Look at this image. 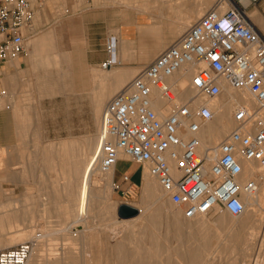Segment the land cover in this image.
I'll return each mask as SVG.
<instances>
[{"label":"rangeland","instance_id":"1","mask_svg":"<svg viewBox=\"0 0 264 264\" xmlns=\"http://www.w3.org/2000/svg\"><path fill=\"white\" fill-rule=\"evenodd\" d=\"M169 1L162 0L166 3L172 2L174 6L177 4V10L171 9L170 11L166 4L163 11L164 16L154 17L149 14L152 11L149 9L157 2L156 0H55L53 3H49L50 0L41 2L31 0L35 7L33 16L35 33L48 31V41L40 48L41 52L33 63L28 61L26 53L9 62L11 64L18 61V67L26 70L23 77H20L19 81L17 80L16 94L8 91L0 81V87L6 90L7 100L17 117L18 128L23 133L16 149L11 152L16 156L13 165L14 172L20 178L21 184L16 185L18 191L13 192L11 188L7 189L4 200L0 196V212L4 214L7 210L5 214L9 217L8 222H13V224L11 223L12 227L19 230L37 229L32 217L40 216V224H44V228L41 229L42 234H38L42 235L40 244L45 250L39 254L37 261L33 259L31 264H46L48 255L55 248L62 247L61 244L64 248L71 247L77 252L74 259L70 260L72 264H139V261L129 262L127 258L117 261L116 255L118 254L127 256L140 254L149 259L151 257V264H161L157 257L164 258L170 253V250L179 248V242L172 233L174 222L170 221L167 224L164 219L167 217L185 219L181 212L170 203L168 195L161 190L151 175L147 173L146 177L152 178L156 182V189L165 195L164 201H158L156 205L151 206L149 211L151 215L145 214L148 218L154 219L151 222L152 225L159 226L158 224H160L157 230L155 229V236H152L151 231L146 233L151 237L140 236L139 232L134 234L131 228L123 226L125 220L119 219L115 212L116 206L123 202H121L118 193L110 186V182L107 188H102L99 185L95 188L98 198L89 211V218L85 222H75L76 219L73 216L76 214L74 205L76 192H72L71 196L67 198L65 191L69 184L71 190L77 187L76 182L81 178L83 171L80 169V164L76 163V154H69L70 161L64 165L67 163L64 155L60 156L55 152H49V148H53L54 145L62 141L69 142V145L73 146H91V153L85 157L86 163L101 134V111L106 101L118 91H113L114 85L122 78L125 79L123 85L127 84L144 63L148 62L176 37L171 35L182 23L186 27L189 26L214 2V0ZM248 7L245 10H248ZM258 12L264 18V10H258ZM260 22L262 21L259 18L256 23L260 32L264 34ZM129 24L134 27L130 38L125 32ZM103 33L106 36L113 34L117 37V53L122 49V52L117 56L120 63L109 68L110 70L101 69L100 62L93 64L86 61L87 52H93L104 41L105 34ZM140 48L143 50L141 51ZM152 49H155L154 54L143 62L142 56L145 53H151ZM20 61L23 63L19 65ZM10 71H13V68ZM132 72L134 74H131ZM101 76L105 78L103 82L100 81ZM217 82L218 85L222 84L219 86L221 94L210 101L224 105L229 102L228 85L223 78H218ZM250 102L253 111H256L259 107L251 97ZM233 127L234 124H232ZM227 133L224 132L220 140ZM77 140L82 143H77ZM49 154L52 157H59L60 160L45 159L50 156ZM119 158L123 159L124 157L120 156ZM128 163L119 160L115 174L118 175L122 170L129 171ZM132 165L135 166V164ZM74 167H76L75 170ZM9 170L13 171L11 167ZM132 174L135 177L139 171L135 170ZM143 180L144 176L141 183L133 181L138 186L136 197L128 199V202L126 201L124 204L135 207L137 210L145 208L141 203ZM31 197L32 209L28 207L21 213L10 211H16L15 206L22 204L24 198L27 200L23 203L29 206ZM35 204H42L46 207L36 211L33 210ZM13 207L14 209H10ZM248 212L249 216L254 218L251 208ZM220 213L205 216V220L209 221L211 225L214 224V220L220 218L228 228H233V224L234 228L236 227L235 219L228 214ZM261 216L263 218L261 229L255 236L256 241L253 240V243H256L261 239V255L257 264H260L264 258V214ZM68 226H70L71 233L60 234L58 232ZM133 229L137 231L136 228ZM149 229L151 230V228ZM166 229L169 234L167 238H165ZM194 230L193 227L183 225L181 233L188 236L192 235ZM81 231H85V233L81 234ZM209 232L211 233L210 238L215 242L207 254V261L205 260L203 264H246L240 255L242 245L246 244L249 239L246 234L244 239L234 246L227 240L225 241L226 234L224 232L218 231L212 226H210ZM195 233L197 232L195 231ZM81 235H84L83 250H79L77 245L80 243ZM149 241L152 242L153 248L162 245L163 251L138 250L139 245L142 246L143 243L146 244ZM114 242L122 244L119 251L113 249Z\"/></svg>","mask_w":264,"mask_h":264},{"label":"built area","instance_id":"2","mask_svg":"<svg viewBox=\"0 0 264 264\" xmlns=\"http://www.w3.org/2000/svg\"><path fill=\"white\" fill-rule=\"evenodd\" d=\"M256 1L243 6L240 0H214L106 101L100 117V172L113 173L122 156L139 167L140 180L146 168L185 218L240 214V192L257 189L253 178L238 183L242 162H252L264 173V121L257 111L235 107L234 127L215 145L210 158V150L200 148L196 132L211 118V111L193 103L219 94L215 79L222 77L229 87L247 91L258 107L264 106V34L245 11ZM33 16L31 0H0V66L26 53L25 41L35 32ZM116 42L113 34L104 38L101 69L120 63ZM187 64L197 66L188 81L192 96L158 117L151 107L153 90L165 102L175 100L165 78ZM9 105L7 92L0 87V108ZM111 187L124 203L136 197L138 186L123 171L118 180H111ZM33 246L27 239L0 249V264H27Z\"/></svg>","mask_w":264,"mask_h":264},{"label":"bare ground","instance_id":"3","mask_svg":"<svg viewBox=\"0 0 264 264\" xmlns=\"http://www.w3.org/2000/svg\"><path fill=\"white\" fill-rule=\"evenodd\" d=\"M157 2L154 3L149 10H152L149 14L154 17H162L164 16L163 11L164 7L167 4V8L173 10H177L176 6L170 3L162 2V0H156ZM160 1V2H159ZM168 2V1H167ZM240 3L243 6H246L248 4V0H240ZM195 4V3H194ZM197 6V4H196ZM194 7V6H190ZM224 8V5L220 7V11ZM168 9V10H169ZM191 9V8H190ZM185 10V9H184ZM195 10V9H194ZM181 11V10H180ZM200 11V10H199ZM258 11V10H257ZM177 12V11H176ZM148 13V12H147ZM197 13V11H196ZM194 14V13H193ZM192 14V15H193ZM247 15V13H246ZM248 18L251 15H247ZM258 17L262 22L261 28L264 31V18H262L258 12ZM185 24H181L174 33H172L173 36H178L182 33V30L184 29ZM117 53V46L115 49V54ZM117 56V54H116ZM118 58V57H117ZM197 66H193L191 64L184 65L171 75L167 76L165 78L166 83L172 88V90L175 93V100L172 102H165L162 99L159 98L156 90H153L152 94V100H151V107L155 111L156 115L158 117H162L168 111L172 108V106L176 102H181L187 99L188 97L192 96V89L190 88L188 81L190 75L193 73ZM109 69V68H108ZM110 70V69H109ZM131 74H134L132 72ZM100 81H104L105 78L101 76ZM222 78V77H218ZM215 79V82L218 84L217 80ZM125 79H120L116 85L113 87V91L120 90L124 85ZM107 82V81H106ZM222 84H219L221 86ZM103 86V85H102ZM227 92L229 97V102L224 105H219L214 103L213 100L217 98L220 94H217L213 97H200L199 99L195 100L193 105H199L203 104L206 105L210 111H211V118L206 121L205 123L201 124L199 130L196 132V136L199 139L200 142V148L201 149H209L210 150V158H213L215 152L214 148L215 145L220 141V138L224 132H229V130L232 128V119H231V112L232 110L237 106H243L246 109L253 111L252 104L250 102L251 95L245 91V90H235L231 87L227 86ZM227 94V93H226ZM252 98V97H251ZM253 100V98H252ZM215 101V100H214ZM254 101V100H253ZM216 102V101H215ZM255 102V101H254ZM257 113L259 114L260 118L264 121V106L259 107L257 110ZM224 135V134H223ZM99 143H100V137L97 141L96 147L92 153V155L87 159L85 163L84 170L82 172L81 178L76 182L77 187L75 189L70 188V184L67 187V198H69L72 192H76L75 198H74V205L76 207V214L73 216V218L76 219L75 222H85L89 218V211L91 210L94 202L97 200V192L96 189L97 185L102 186V188H107L110 182L111 186V175L112 170H109L108 172H100L97 168V161L99 156ZM88 154V153H87ZM120 157V156H119ZM254 164L252 162H242V170L238 175L237 181L238 183L244 182L248 178H253L257 181V189L256 191L252 193H245L240 192V199L243 203V209L237 216H230L233 219L236 220L237 224L234 228H228L225 226L220 218H217L214 220V224L209 223V221L205 220V216H198L194 218H185V220H180L178 218H166L164 219V222L168 224V222H174L175 226L172 228L173 237H175L179 242V248L170 250V253L162 258L157 257L161 264H203L206 258H208L207 254L211 250V245L214 244L215 241H213L210 238V226L214 227L218 231H222L226 234V239L228 243L233 244L236 246L238 243H240L244 239V235L246 234L248 236V241L246 244L244 243L242 245L241 258L243 259L246 264H257L260 260V247L261 243L260 240H257L256 243H253V240H255V236L258 234V232L261 229L263 218L261 214H264V173L258 171L257 167L253 166ZM76 167H74V170ZM114 170V169H113ZM147 170L146 168H143L142 170V177L144 176V180L142 183L141 188V203L142 206L144 205V209H138L136 213L131 216L127 217L128 219H123L121 217H118L121 220L124 221V225L128 228H131V231L135 234V232H139L138 235L140 236H146L147 232H152V236H155L157 228L160 226H154L151 224L154 219L148 218L145 214H149L151 206H154L158 203V201H164L165 195L160 193L158 189H156V182L157 179L152 176L156 182L152 178H147ZM160 186V185H159ZM161 188V187H160ZM162 190V189H161ZM163 191V190H162ZM164 192V191H163ZM166 193V192H164ZM167 194V193H166ZM30 199V205L23 203V201H26L27 199L22 200V204H17L16 211L10 210L13 212H22L23 209H26L30 207L32 209V197ZM44 200V199H43ZM170 201V200H169ZM19 203V202H18ZM171 203V202H170ZM172 204V203H171ZM173 205V204H172ZM33 210H42L45 205L42 204H35L33 205ZM174 206V205H173ZM157 207V206H156ZM35 208V209H34ZM178 211H180L177 207H175ZM249 208L254 213V218L249 216ZM10 209H14L10 208ZM143 210H145L143 214ZM157 210V209H155ZM29 211V210H28ZM7 212V210H6ZM5 212V213H6ZM4 213V212H3ZM2 214L0 212V249L9 247L15 243H18L23 240L31 239L33 241V249L31 251V254L28 257L27 264H31L32 260L34 259L37 261V258L40 253H42L43 246L40 244V239L42 238V235H39L38 233L42 234V228H44V224H40V216H34L33 222L34 226L37 229H26V230H19L14 229L12 226L13 222H8L9 217L6 214ZM139 213V215H138ZM152 213V212H151ZM156 214V213H153ZM220 214H226V213H220ZM19 215V214H18ZM151 215V214H149ZM27 216V215H26ZM210 216V215H209ZM135 217V218H134ZM11 219V218H10ZM207 219V218H206ZM20 222V221H19ZM12 223V224H11ZM9 224V226H8ZM71 224V223H70ZM122 224V223H121ZM26 225V224H25ZM183 225H186L187 227H193L194 233L192 235H183L181 233V230L183 228ZM71 226V225H70ZM70 226H68L66 229L58 230L60 234L63 232H72L70 231ZM152 226V227H151ZM5 227H8L7 229ZM72 227V226H71ZM133 228H136L137 231ZM151 228V230L149 229ZM153 228V229H152ZM44 230V229H43ZM86 231V229H85ZM85 231H81V234H84ZM195 231L197 233H195ZM167 229L165 230V238L168 237ZM65 233V234H66ZM87 234V233H86ZM137 234V233H136ZM260 234V233H259ZM263 234V233H262ZM51 235V234H50ZM53 235V234H52ZM59 235V234H57ZM64 235V234H63ZM77 235V234H76ZM44 236V234H43ZM47 236V235H46ZM55 236V235H53ZM62 236V235H61ZM82 238L80 239V243L77 244L80 248L79 250H83L82 247H84V235H81ZM151 237L150 235H148ZM264 236V235H263ZM80 237V236H79ZM262 237V235H261ZM44 238V237H43ZM46 239V238H45ZM263 239V238H262ZM63 241V240H62ZM256 241V240H255ZM50 242V241H49ZM264 243V240H263ZM46 245V244H45ZM59 245V244H58ZM62 247L55 248L51 254L48 255V259L46 264H72L70 260L74 259L77 252H75L74 248L68 247L64 248L63 244H61ZM69 246V245H68ZM170 247V246H169ZM173 247V246H172ZM241 247V246H240ZM122 248V244L120 242H114L113 249L116 251H119ZM138 250H149V251H163V246L159 245L158 248H153L152 242L149 241L148 243L144 244L142 246L137 247ZM174 248V247H173ZM264 248V247H263ZM203 251H206V253H203ZM137 254V253H136ZM45 255V254H44ZM42 255V256H44ZM238 255V254H237ZM41 256V257H42ZM210 256V255H209ZM81 257V256H80ZM118 257V260H121L122 258H127L129 262H137L139 264H151V257L150 259L147 258V256H141L140 254L127 256L123 254L116 255ZM239 260V259H238ZM264 264V258H262L260 264Z\"/></svg>","mask_w":264,"mask_h":264},{"label":"crops","instance_id":"4","mask_svg":"<svg viewBox=\"0 0 264 264\" xmlns=\"http://www.w3.org/2000/svg\"><path fill=\"white\" fill-rule=\"evenodd\" d=\"M54 1L55 0H50L49 3H53ZM257 9L259 11L264 10V0H257L254 4L249 5L248 10H245L247 12V15L248 14L251 15L249 19L256 26H257L256 22L259 20ZM125 25L127 24L125 23ZM133 31H134V27H132L131 24H129V26L125 30L128 38L131 37V34L133 33ZM35 34L36 33L34 32L32 37H30L25 43L26 58L31 63L35 61L36 56L41 52L40 48L45 45V43L48 41V38H49L48 31L40 32L39 34L37 33L36 35ZM140 35L142 39V32ZM105 36L106 34L104 35V38ZM103 42L104 41H102L100 43V46L96 48L93 52L91 51L87 52L86 61H88L89 63L98 64L99 62L105 59L106 54L104 51ZM140 45L142 46L141 43ZM121 50L118 52L119 54L122 52ZM142 50L143 48L141 49V51ZM154 52H155V49L154 50L152 49L151 53H145L142 56L143 57L142 61L143 62L147 61L154 54ZM118 53H116L117 56L119 55ZM22 63L23 62L20 61L19 65ZM17 67H18V61H15L11 64L10 63L2 64L0 66L1 84L4 85L8 89V91L10 90L12 93H15V94H16L15 86L17 85V80L19 81L20 77H23V75L26 73V70L22 69L21 67H18L17 69ZM12 68H13V71H10ZM22 134H23L22 131H20V128H18L17 117L15 115L14 110L12 109V106L9 105V108H0V196L2 197L3 200L5 198V193L7 194V192H5L7 189L11 188L13 192L18 191L19 189L18 187H16V185L21 184L20 178L17 177L14 172L15 167L13 165H14V162L16 161V156L12 154L11 152H13V150L16 149ZM77 143H82V141L77 140ZM91 150H92L91 146L90 147H86L83 145L73 146V145H69V142H65V141H62L54 145L53 148H49V152H55L57 153V155L59 154L60 156L64 155L65 161L67 162L66 164L64 163V165H67L68 162L70 161L69 154H76L77 155V157H75L76 163L80 164V169L82 171L85 166V157L86 155L91 153ZM53 158L56 159L57 161L60 160L59 157L57 156L52 157L50 155V156L45 157V159H53ZM119 160H124V159H119ZM118 161L115 163L114 170L111 175L110 181L118 180L119 174L125 171L129 174L131 181L139 182L140 180L139 174L135 175V177H133V174H132L135 170L139 171V167L137 165L133 166L132 165L133 163H128V161L126 160L124 161L128 163L129 171L122 170L118 175H116L115 171H116ZM60 165H62V163H60ZM10 167L13 170L12 172L9 170ZM141 182H142V176H141L140 183Z\"/></svg>","mask_w":264,"mask_h":264},{"label":"water","instance_id":"5","mask_svg":"<svg viewBox=\"0 0 264 264\" xmlns=\"http://www.w3.org/2000/svg\"><path fill=\"white\" fill-rule=\"evenodd\" d=\"M137 209L128 204L119 203L116 206V215L121 218L131 217L136 213Z\"/></svg>","mask_w":264,"mask_h":264}]
</instances>
